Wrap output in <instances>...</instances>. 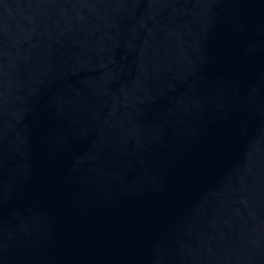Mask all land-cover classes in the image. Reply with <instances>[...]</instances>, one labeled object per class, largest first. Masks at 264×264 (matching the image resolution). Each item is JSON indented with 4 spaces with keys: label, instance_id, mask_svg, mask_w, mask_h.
<instances>
[{
    "label": "water",
    "instance_id": "water-1",
    "mask_svg": "<svg viewBox=\"0 0 264 264\" xmlns=\"http://www.w3.org/2000/svg\"><path fill=\"white\" fill-rule=\"evenodd\" d=\"M0 264H264V0H0Z\"/></svg>",
    "mask_w": 264,
    "mask_h": 264
}]
</instances>
